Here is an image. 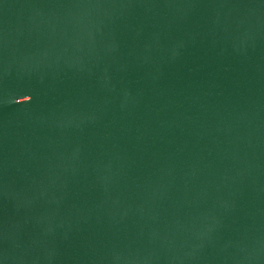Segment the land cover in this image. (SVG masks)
Here are the masks:
<instances>
[{"label": "water", "instance_id": "1", "mask_svg": "<svg viewBox=\"0 0 264 264\" xmlns=\"http://www.w3.org/2000/svg\"><path fill=\"white\" fill-rule=\"evenodd\" d=\"M0 264H264V0H0Z\"/></svg>", "mask_w": 264, "mask_h": 264}]
</instances>
